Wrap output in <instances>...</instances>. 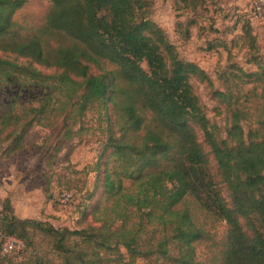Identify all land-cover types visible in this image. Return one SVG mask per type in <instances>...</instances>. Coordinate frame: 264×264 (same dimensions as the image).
Segmentation results:
<instances>
[{"label": "trees", "instance_id": "obj_1", "mask_svg": "<svg viewBox=\"0 0 264 264\" xmlns=\"http://www.w3.org/2000/svg\"><path fill=\"white\" fill-rule=\"evenodd\" d=\"M48 1L44 21L24 34L14 15L25 0H0V52L13 55L0 56V154L20 151L32 127H52L58 118L70 127L67 139L80 137L87 114H96L109 150L91 209L99 225L69 229L21 219L5 199L3 237L26 246L36 235L49 240L53 257L35 251L26 264H126L125 257L153 255L165 264H200L194 244L204 231L186 205L192 196L226 224L220 264H264V104L257 128L245 132L232 95L215 90L230 111L222 136L190 82L211 85L206 72L182 59L165 31L141 14L152 0ZM199 1L180 0L191 8ZM252 59L256 70L237 68L235 77L264 90V66Z\"/></svg>", "mask_w": 264, "mask_h": 264}, {"label": "rangeland", "instance_id": "obj_2", "mask_svg": "<svg viewBox=\"0 0 264 264\" xmlns=\"http://www.w3.org/2000/svg\"><path fill=\"white\" fill-rule=\"evenodd\" d=\"M201 1V0H200ZM199 1V2H200ZM245 0H202L195 8L184 7L180 0H152L142 15L157 23L166 33L182 59L198 64L207 74L211 85L195 77L190 79L206 116L216 124L222 136L229 124L230 111L224 101L214 95L215 90L231 94L230 108L242 110L241 125L246 132L257 128L263 103L262 85L246 77L237 79V68L245 72L256 70L252 58L264 66V25L253 27L255 47L245 24ZM50 6L48 0H25L15 12L22 32L29 33L41 24ZM12 58V54L0 52ZM46 73L53 68L40 67ZM238 94L237 104H233ZM80 137H66L70 127H62L55 119L52 127L34 126L27 134L22 149L8 157L0 154V202L9 199L13 213L21 219L33 218L57 228L80 229L97 226L91 209L98 202L102 187V171L108 151H103L105 133L98 127L96 114L88 113ZM76 127L73 128L75 130ZM209 168L218 188L226 197L227 191L209 155ZM68 192L62 202L60 195ZM194 221L204 231V237L195 242V259L200 264H220L224 247L226 224L215 214L200 207L192 197L186 198ZM264 234V228H261ZM0 229V260L4 264H26L32 252L53 257L51 243L36 235L26 246L3 237ZM123 251V249H121ZM12 259H8V258ZM126 264H165L153 255L136 258Z\"/></svg>", "mask_w": 264, "mask_h": 264}, {"label": "built area", "instance_id": "obj_3", "mask_svg": "<svg viewBox=\"0 0 264 264\" xmlns=\"http://www.w3.org/2000/svg\"><path fill=\"white\" fill-rule=\"evenodd\" d=\"M246 19L252 27H260L264 25V0H248L245 7ZM68 192H62L60 195V201L64 202L69 198ZM0 202V211H1ZM10 241L16 242L17 239L12 236L6 237Z\"/></svg>", "mask_w": 264, "mask_h": 264}, {"label": "crops", "instance_id": "obj_4", "mask_svg": "<svg viewBox=\"0 0 264 264\" xmlns=\"http://www.w3.org/2000/svg\"><path fill=\"white\" fill-rule=\"evenodd\" d=\"M246 1V3L243 1V3L241 2V6H246V4H247V2H248V0H245Z\"/></svg>", "mask_w": 264, "mask_h": 264}]
</instances>
